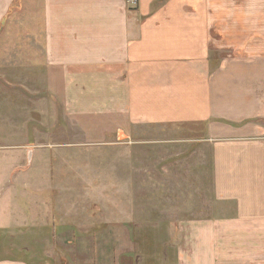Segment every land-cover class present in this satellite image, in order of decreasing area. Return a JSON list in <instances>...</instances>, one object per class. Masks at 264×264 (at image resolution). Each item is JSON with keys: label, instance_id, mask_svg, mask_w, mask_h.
<instances>
[{"label": "crops", "instance_id": "obj_1", "mask_svg": "<svg viewBox=\"0 0 264 264\" xmlns=\"http://www.w3.org/2000/svg\"><path fill=\"white\" fill-rule=\"evenodd\" d=\"M17 4H40L44 87L69 130L204 126L228 210L181 223L179 264H264V0H0V32ZM113 231L101 264H119Z\"/></svg>", "mask_w": 264, "mask_h": 264}, {"label": "rangeland", "instance_id": "obj_2", "mask_svg": "<svg viewBox=\"0 0 264 264\" xmlns=\"http://www.w3.org/2000/svg\"><path fill=\"white\" fill-rule=\"evenodd\" d=\"M43 62L40 4H17L0 32V251L101 264L100 233L112 228L105 242L119 264H179L181 223L228 210L214 193L204 126H139L111 138L113 125L94 123L86 138L85 124H64Z\"/></svg>", "mask_w": 264, "mask_h": 264}, {"label": "built area", "instance_id": "obj_3", "mask_svg": "<svg viewBox=\"0 0 264 264\" xmlns=\"http://www.w3.org/2000/svg\"><path fill=\"white\" fill-rule=\"evenodd\" d=\"M128 2L132 3L133 5H137V0H128Z\"/></svg>", "mask_w": 264, "mask_h": 264}]
</instances>
